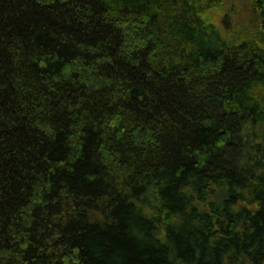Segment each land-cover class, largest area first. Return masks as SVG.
Wrapping results in <instances>:
<instances>
[{"label": "trees", "instance_id": "16d2710c", "mask_svg": "<svg viewBox=\"0 0 264 264\" xmlns=\"http://www.w3.org/2000/svg\"><path fill=\"white\" fill-rule=\"evenodd\" d=\"M221 1L0 0V264H264V43Z\"/></svg>", "mask_w": 264, "mask_h": 264}, {"label": "rangeland", "instance_id": "374dc122", "mask_svg": "<svg viewBox=\"0 0 264 264\" xmlns=\"http://www.w3.org/2000/svg\"><path fill=\"white\" fill-rule=\"evenodd\" d=\"M206 9L205 20L219 30L226 40L264 43L263 22H257L252 0H222Z\"/></svg>", "mask_w": 264, "mask_h": 264}]
</instances>
